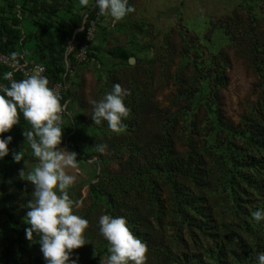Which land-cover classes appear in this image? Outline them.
<instances>
[{"label":"rangeland","instance_id":"1","mask_svg":"<svg viewBox=\"0 0 264 264\" xmlns=\"http://www.w3.org/2000/svg\"><path fill=\"white\" fill-rule=\"evenodd\" d=\"M123 1L71 82L73 143L25 121L0 145V264H264V0ZM91 9L0 0V30L44 65ZM168 144L187 170L150 172Z\"/></svg>","mask_w":264,"mask_h":264},{"label":"trees","instance_id":"2","mask_svg":"<svg viewBox=\"0 0 264 264\" xmlns=\"http://www.w3.org/2000/svg\"><path fill=\"white\" fill-rule=\"evenodd\" d=\"M245 3L246 8L248 9L250 14H254V5L258 2L256 0H240ZM97 8L94 6V0H92V9L88 11L87 18L93 19L94 14L96 13ZM82 19L79 18L76 21H72V26L69 28L65 25L60 26L56 29V40L50 43V47H53L54 58L50 57L47 62L41 65L45 67L46 78L49 84L55 82L59 79V75L61 74L62 62H63V54L66 49L67 43L71 40L72 31L75 29H79L83 26ZM52 35V34H51ZM48 36H50L48 34ZM81 34L76 36V39H79ZM16 32L11 28H3L0 30V52L10 56L11 58H17L20 55H23L22 52L15 51V42ZM51 41V40H50ZM49 47V48H50ZM58 49V50H56ZM95 47L92 45L90 48L89 61L93 59ZM52 51L49 49V52ZM24 56V55H23ZM25 58V57H24ZM26 59V58H25ZM27 60V59H26ZM29 62H33L31 60H27ZM85 63V64H88ZM36 63V62H33ZM40 64V63H39ZM83 64V65H85ZM218 78V77H217ZM223 80H217L219 82V86L222 85ZM21 83V79L18 76L8 77L7 71L0 67V86H4V89L0 91V145L4 146L8 149V155L14 154L15 151H18L19 148V140L18 133L21 131L20 123H24L27 121L30 124L35 125L40 134L44 137H48L54 140L56 144L65 145L67 143H73V137L70 135V130L66 128L67 122L69 120L64 121L61 125H57L55 123V109L53 107V103L50 97V90L48 84H43L40 90L34 97L25 98L23 102L18 101L19 96V86ZM69 100V91L63 97V101ZM69 111V106H68ZM15 120V121H14ZM19 124V126H18ZM14 129L15 133L13 136H8V130ZM230 132V129H227ZM170 134H167V141L170 140ZM169 143V142H168ZM169 145V144H168ZM165 155L163 157L162 163L158 160L161 156H159L160 149L158 153L155 154V159L151 163H149L150 172L157 173L158 171H165V173L169 174H181L187 170L184 167L183 162L180 160L173 159L168 153V149L171 150L170 145L164 146ZM229 158L233 164H238L237 160L232 158V155H229ZM160 161V162H159ZM148 170V171H149ZM91 189H94L93 185L90 186ZM111 195H108L109 199ZM130 221H127L129 223ZM14 229L17 231L19 236H33L35 237L42 247L43 240L38 234H33L29 230H20L19 225L14 221ZM130 235L137 241H139L138 232L135 227L130 229ZM117 262L114 264L123 263L121 257H117ZM38 264H44V256H40L37 258ZM94 263V262H93Z\"/></svg>","mask_w":264,"mask_h":264},{"label":"built area","instance_id":"3","mask_svg":"<svg viewBox=\"0 0 264 264\" xmlns=\"http://www.w3.org/2000/svg\"><path fill=\"white\" fill-rule=\"evenodd\" d=\"M113 3L114 0H94V6L97 8L94 18L89 19L85 15L82 22L83 26L73 32L63 54V70L59 75V79L51 84L46 78V71L43 65L29 62L23 55L11 58L0 52V67L7 71V76H18L21 79L19 102H23L25 98L34 97L43 84H48L50 97L56 111L55 123L61 125L64 121L70 120L71 117L68 111L69 100L63 101V97L69 91L77 68L89 61L90 48L95 40L96 26ZM125 4L126 0L122 2V5ZM78 34H81V37L76 39ZM3 89L4 86H0V91Z\"/></svg>","mask_w":264,"mask_h":264},{"label":"water","instance_id":"4","mask_svg":"<svg viewBox=\"0 0 264 264\" xmlns=\"http://www.w3.org/2000/svg\"><path fill=\"white\" fill-rule=\"evenodd\" d=\"M129 62H131V63H132V62H133V60H132V59H129Z\"/></svg>","mask_w":264,"mask_h":264}]
</instances>
